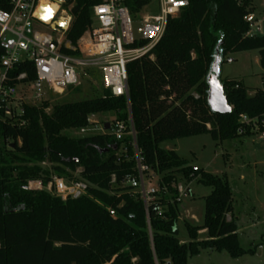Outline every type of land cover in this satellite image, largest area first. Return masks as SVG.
<instances>
[{
    "label": "trees",
    "instance_id": "1",
    "mask_svg": "<svg viewBox=\"0 0 264 264\" xmlns=\"http://www.w3.org/2000/svg\"><path fill=\"white\" fill-rule=\"evenodd\" d=\"M187 1L180 15L169 20L153 58L128 64V99L104 89L85 101L25 107L22 127L0 119V264H188L203 251L233 258L246 253L239 245L227 177L194 168L161 145L202 134L215 141L252 136L240 120L264 115L263 89L249 96L242 82L220 79L232 112L217 114L208 104V75L220 43L222 63L229 53L257 51L264 71V36L249 35L252 0ZM101 2L67 0L72 17L67 42L77 45L94 23L93 7ZM148 3L127 5L136 15ZM50 17L45 11V20ZM24 71V64H18L10 74ZM34 79L32 68L28 81ZM104 113H114V121L132 119L142 164L149 173L162 174L148 207L125 185L138 175L131 136L118 141L110 132L65 135ZM178 174L212 189L205 198L203 225L187 224L188 243L179 241L176 229ZM54 176L87 182V194L63 201L46 190L27 188L31 181L46 186ZM202 230L208 237L199 240Z\"/></svg>",
    "mask_w": 264,
    "mask_h": 264
},
{
    "label": "built area",
    "instance_id": "2",
    "mask_svg": "<svg viewBox=\"0 0 264 264\" xmlns=\"http://www.w3.org/2000/svg\"><path fill=\"white\" fill-rule=\"evenodd\" d=\"M130 1L133 0H102L94 6L93 25L76 46L71 44L76 51L69 54L62 50L72 22L67 0H0V111L3 112L0 119L12 126H25L27 121L22 119L25 107L54 104L55 95L80 85L85 69L101 71L104 89L115 97L128 99V64L146 56L153 58L152 52L164 37L169 20L177 18L189 4L187 0H158V13L137 18L149 3L135 15L127 5ZM49 6L56 9L53 17L44 21V9ZM57 22H64L65 27ZM18 64H24L26 71L11 75ZM32 68L35 79L28 81ZM88 121L90 125L79 130L83 137L106 132L118 141L132 137L138 175L128 179L125 185L131 186L148 207L156 195L152 183L155 175L142 164L132 119L128 123H107L108 131L106 124L96 128L91 118ZM240 121L264 145V115L261 118L244 115ZM80 171L77 170L76 176ZM88 187L83 180L54 176L46 186L41 181H31L27 188L46 190L66 201L86 195ZM178 190L182 192L181 187Z\"/></svg>",
    "mask_w": 264,
    "mask_h": 264
},
{
    "label": "rangeland",
    "instance_id": "3",
    "mask_svg": "<svg viewBox=\"0 0 264 264\" xmlns=\"http://www.w3.org/2000/svg\"><path fill=\"white\" fill-rule=\"evenodd\" d=\"M55 12L56 6H52ZM159 12V1L149 0L137 18ZM253 26L250 36H264V0H252ZM251 19V18H250ZM259 24V32L256 25ZM258 52L229 53L220 66L221 80H238L248 88L252 96L257 89H264V71L258 62ZM104 79L101 71L85 69L80 77V85L57 94L54 104L79 102L96 98L103 93ZM96 128L101 124L112 123L114 113L98 114L91 117ZM95 128V127H94ZM65 135L72 138L83 137L79 130L67 131ZM161 148L174 151L194 168H202L206 172L221 177L226 176L233 196V213L238 225V241L245 254L238 258L226 252L203 251L191 258L188 264H264V145L259 136L228 141H215L210 134L179 138L164 142ZM48 167L49 164H41ZM152 181L156 186L162 174H154ZM176 185L181 187L178 204L179 217L176 222L178 239L188 243L190 236L187 224L202 226L204 223L205 198L212 192L210 187L199 184L196 180L187 181L176 175ZM205 230L198 234V239H207Z\"/></svg>",
    "mask_w": 264,
    "mask_h": 264
},
{
    "label": "water",
    "instance_id": "4",
    "mask_svg": "<svg viewBox=\"0 0 264 264\" xmlns=\"http://www.w3.org/2000/svg\"><path fill=\"white\" fill-rule=\"evenodd\" d=\"M251 17H248V21ZM62 22H57L58 26L65 27V25L61 24ZM55 28V25L52 26ZM222 43H220L216 49L215 60L213 62L211 71L208 75V85H209V95H208V104L212 112L226 115L232 112V106L228 103L224 87L220 81V66L222 64V58L220 56L219 48ZM65 49L70 52H75V48L71 46L70 42H67L65 45ZM110 129L109 124H106L105 130L108 131Z\"/></svg>",
    "mask_w": 264,
    "mask_h": 264
},
{
    "label": "crops",
    "instance_id": "5",
    "mask_svg": "<svg viewBox=\"0 0 264 264\" xmlns=\"http://www.w3.org/2000/svg\"><path fill=\"white\" fill-rule=\"evenodd\" d=\"M253 16H251V19L250 20H252V25L254 24L253 23ZM256 26H258V28H259V32L261 31V28H260V26H259V24H257ZM259 60H260V57L258 56V62H259ZM260 64V63H259Z\"/></svg>",
    "mask_w": 264,
    "mask_h": 264
},
{
    "label": "bare ground",
    "instance_id": "6",
    "mask_svg": "<svg viewBox=\"0 0 264 264\" xmlns=\"http://www.w3.org/2000/svg\"><path fill=\"white\" fill-rule=\"evenodd\" d=\"M45 9H46V8H45ZM45 9H44V12H45ZM53 15H54V12L51 14L50 19L53 17ZM42 18H43L44 21H46L45 18H44V13H43V15H42ZM48 21H49V20H48ZM61 24L65 25L64 22H62Z\"/></svg>",
    "mask_w": 264,
    "mask_h": 264
},
{
    "label": "snow or ice",
    "instance_id": "7",
    "mask_svg": "<svg viewBox=\"0 0 264 264\" xmlns=\"http://www.w3.org/2000/svg\"><path fill=\"white\" fill-rule=\"evenodd\" d=\"M45 11L49 13V16L51 15V9L46 8ZM45 18H48V17H45Z\"/></svg>",
    "mask_w": 264,
    "mask_h": 264
}]
</instances>
